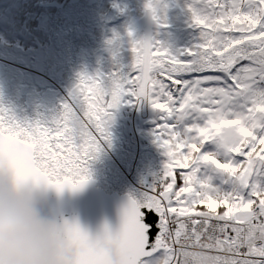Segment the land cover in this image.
Listing matches in <instances>:
<instances>
[{
	"label": "snow or ice",
	"instance_id": "6c2138e0",
	"mask_svg": "<svg viewBox=\"0 0 264 264\" xmlns=\"http://www.w3.org/2000/svg\"><path fill=\"white\" fill-rule=\"evenodd\" d=\"M159 5L145 7L165 28ZM186 10L198 33L188 47L132 40L126 69L81 74L48 119L19 122L0 107V167L58 193L89 182L113 110L157 113L161 173L115 229L63 221L76 264H264V0H187Z\"/></svg>",
	"mask_w": 264,
	"mask_h": 264
},
{
	"label": "rangeland",
	"instance_id": "374dc122",
	"mask_svg": "<svg viewBox=\"0 0 264 264\" xmlns=\"http://www.w3.org/2000/svg\"><path fill=\"white\" fill-rule=\"evenodd\" d=\"M114 1L116 9L122 8L126 17L129 16L121 26L112 24L115 16L109 11L112 3L105 10L103 0L96 3L67 0L61 5L62 9L40 16L39 29L48 40L28 50L18 41L12 42L5 37L4 23L17 21L12 17L22 14L14 13L9 4L17 10L21 0H0V107L9 110L19 122L51 118L59 113L81 74L103 73L106 76L117 67L126 69L132 63L131 44L126 48L124 36L130 42L154 38L171 51H176L173 49L176 40L180 48H185L198 36L196 31H191L190 41L185 37L181 41V31L174 37L172 30L168 33L159 30L155 34L153 19L151 30H146L148 14L152 18L145 7L147 0ZM174 1L170 6L172 13L162 14L168 19L175 17L178 24L184 23L186 17L187 27L191 28L189 14L184 15L186 2ZM133 13L146 14L141 19L137 15L130 16ZM102 46L110 49L100 51ZM125 49L130 52L127 60L117 54L118 50L124 52ZM156 120L157 113L148 104H122L113 110L108 128L110 146L103 143L101 151L89 164L90 178L97 180L99 187L138 199L156 179L166 162L163 150L154 142Z\"/></svg>",
	"mask_w": 264,
	"mask_h": 264
},
{
	"label": "clouds",
	"instance_id": "9594fccd",
	"mask_svg": "<svg viewBox=\"0 0 264 264\" xmlns=\"http://www.w3.org/2000/svg\"><path fill=\"white\" fill-rule=\"evenodd\" d=\"M48 188L21 183L7 164L0 167V264H76L79 249L63 222L42 212Z\"/></svg>",
	"mask_w": 264,
	"mask_h": 264
},
{
	"label": "water",
	"instance_id": "95a60500",
	"mask_svg": "<svg viewBox=\"0 0 264 264\" xmlns=\"http://www.w3.org/2000/svg\"><path fill=\"white\" fill-rule=\"evenodd\" d=\"M96 3L97 0H90ZM47 7H58V3L46 4ZM152 18L147 17L146 30L150 31ZM131 196L117 192H107L98 186V181L90 178L79 191L65 189L57 192L48 188L41 192L42 212L57 222L76 221L81 228L96 234L105 224L115 229L120 223L121 212ZM132 198V197H131Z\"/></svg>",
	"mask_w": 264,
	"mask_h": 264
},
{
	"label": "trees",
	"instance_id": "16d2710c",
	"mask_svg": "<svg viewBox=\"0 0 264 264\" xmlns=\"http://www.w3.org/2000/svg\"><path fill=\"white\" fill-rule=\"evenodd\" d=\"M64 1L67 0H21V5L19 8H17V10L12 6V4L10 3L9 6H11L13 12L15 13L16 11L22 12V14H18V16H13L12 18H14V20L17 21H13L11 22H5L4 26H5V33L7 39H10L12 42H19L20 45L24 46L25 49L30 50L31 48H35L36 44L37 46H40L41 44H43L42 42L45 40H48L46 38V36L42 33V31L39 29V19L40 16H42L43 14L47 13V12H54L57 11V7H47L45 6L48 3H54L57 2L59 5H62L64 3ZM142 2H144L145 0H141ZM148 1V0H147ZM187 2V0H180V2ZM155 2V0H154ZM175 2L174 0H160V5L158 8V15L160 17H162V22L165 23L167 25V27L165 28H161L158 26V24L154 21L153 25V32L158 33L159 30L160 32H164V33H168L170 30L173 31L172 36L174 37L175 35H177V33L179 34V32H183L182 36H181V41L184 39V37L186 39H189L187 41H190V38L192 37V33L191 31H195L194 29H191L189 27H187V19L186 17H184V23L182 24H178L175 21V17L174 19L170 18H166L162 13H168L171 14L172 10L170 8V6L172 7V3ZM112 3V5H111ZM115 1L114 0H103V9H109L108 7L110 6L109 11L114 13V19L112 20V24L113 26H121V24L123 23V21L127 20V18L129 16L126 17V14L123 13V9L121 8L120 10L116 9L117 8V3L115 5ZM63 8V7H62ZM106 12V11H105ZM144 14L146 13H133L130 14L131 15H137L138 18H144ZM15 15V14H14ZM185 16H188L187 11L184 12ZM29 16V19H28ZM27 30H30L29 32H27ZM108 32V31H107ZM187 34V35H186ZM125 40H124V45L126 46V48H130V41H128L126 39V37L124 36ZM179 39V40H180ZM185 39V40H186ZM157 40V39H156ZM173 44L176 45V47H174V50H178L181 49L180 48V42L178 40H176ZM104 49H110V47L108 46H102L100 51L104 50ZM110 55H111V50H109ZM119 56H122V59L127 60L128 58H130V52L125 49L124 52L122 50H118L117 51ZM127 53V57H124V54ZM143 139V138H142ZM145 140V139H144ZM179 171V170H177ZM179 183V181H178ZM110 193H113L115 191H107Z\"/></svg>",
	"mask_w": 264,
	"mask_h": 264
},
{
	"label": "built area",
	"instance_id": "2783aa9c",
	"mask_svg": "<svg viewBox=\"0 0 264 264\" xmlns=\"http://www.w3.org/2000/svg\"><path fill=\"white\" fill-rule=\"evenodd\" d=\"M159 173H161V171H160ZM159 173H158V174H159Z\"/></svg>",
	"mask_w": 264,
	"mask_h": 264
}]
</instances>
